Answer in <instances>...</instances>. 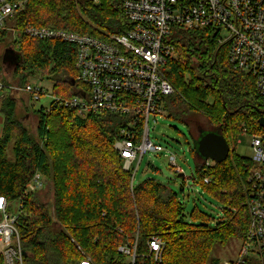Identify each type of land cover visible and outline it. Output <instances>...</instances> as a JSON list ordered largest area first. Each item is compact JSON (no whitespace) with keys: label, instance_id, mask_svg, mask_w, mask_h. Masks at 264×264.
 Returning <instances> with one entry per match:
<instances>
[{"label":"trees","instance_id":"trees-1","mask_svg":"<svg viewBox=\"0 0 264 264\" xmlns=\"http://www.w3.org/2000/svg\"><path fill=\"white\" fill-rule=\"evenodd\" d=\"M16 18L19 27L30 23L94 36L120 33L124 26L117 0L97 4L28 0ZM5 36L3 32L1 38ZM183 38L184 42L180 37L175 40L174 55L163 67L175 91L162 96L160 106L196 138L214 131L228 142L227 157L209 165L191 150L195 162L191 179L218 200L221 216L211 225L213 218L197 208L185 215L177 193L153 178L133 184L132 171L123 168V159L113 146L122 124L116 114L81 117L74 109L51 101L48 107L34 109L36 134L31 135L16 116L15 100L8 94L10 84L3 79L0 195L10 203L9 212L12 203L24 201L15 220L17 235L10 242L15 246L18 237L21 249V261L14 264H79L86 257L92 264H129L118 246L135 241L134 264H217L219 260L212 256L216 245L244 238L254 163L236 155L232 142L244 128L263 130L258 119L264 114V101L253 76L232 66L227 45L219 44L216 35L196 30ZM15 53L17 64L9 70L21 86L40 73L51 81L52 96L74 94L73 45L22 35ZM10 143L12 158L7 155ZM37 172L44 178L43 186L25 195ZM48 184L50 197L44 199L41 192ZM152 236L165 242L161 262L147 256ZM260 261L264 264V258ZM0 264H6L1 249Z\"/></svg>","mask_w":264,"mask_h":264},{"label":"built area","instance_id":"built-area-1","mask_svg":"<svg viewBox=\"0 0 264 264\" xmlns=\"http://www.w3.org/2000/svg\"><path fill=\"white\" fill-rule=\"evenodd\" d=\"M27 1L0 0V45L16 51L22 35L73 45L77 70L72 79L75 92L70 97L52 96L51 101L60 107L74 109L81 117L104 112L118 115L122 124L113 146L123 159V168L131 170L133 177L145 153L164 150L149 137L148 120L152 114L155 116L162 111L161 97L175 91L163 73L167 59L174 55L176 39L173 33L200 30L216 35L219 44L227 45L232 66L253 76L256 90L264 101V0H117L124 18L123 30L100 36L30 23L19 27L16 14L25 9ZM82 1L99 3V0ZM3 32L6 36L1 38ZM42 79H31L22 90L29 92L34 100L39 99L46 92ZM262 128V131L253 132L244 128V133L250 136L254 163L249 176V225L235 258L217 264H245L249 258H264ZM168 160L175 163V156L170 153ZM211 163L214 162L206 160V165ZM204 182L208 183L209 179L205 178ZM43 183V176L35 173L25 195L40 189ZM23 202L19 199L16 212L12 213L8 211L10 203L0 195V249L6 264L21 261L18 237L15 246H10V242L13 235H17L15 220ZM164 247L165 242L160 237H150L147 256L161 262ZM118 251L127 257L129 264H134L136 241L133 245H119ZM79 264L92 262L86 257Z\"/></svg>","mask_w":264,"mask_h":264},{"label":"rangeland","instance_id":"rangeland-1","mask_svg":"<svg viewBox=\"0 0 264 264\" xmlns=\"http://www.w3.org/2000/svg\"><path fill=\"white\" fill-rule=\"evenodd\" d=\"M224 35V34H223ZM172 36L182 38L181 41H185L183 37L190 36L189 31H179L173 33ZM5 46L0 45V63ZM3 69V70H2ZM43 78L42 86L46 91L45 94L40 96L39 99L34 100L29 92L23 89L18 81L13 78L11 71L7 67L0 68V84L4 86L3 79L9 82L8 88L11 90L8 94H11L15 100V112L21 124L31 133L36 134L37 116L34 109L41 106H47L52 100L50 94L51 81H48L45 76L38 73L30 77V81L33 78ZM13 87V89H12ZM7 89V88H6ZM6 93V90H0V97ZM0 98V104L2 101ZM3 116L0 113V132L2 127ZM149 137L152 141L161 144L164 150L160 153L147 152L143 155V158L138 166V169L133 177V184L137 185L139 182L148 178H153L159 182L165 183L174 192L177 193L179 199L184 203L185 215H188L193 208L210 215L213 219L210 222L211 225L215 224L216 220L221 216V206L218 200L204 191L200 185L193 183L191 176L193 169L195 168V162L191 150H196L197 138L188 127L182 123H179L172 118L168 117L165 111H160L149 117L148 120ZM232 148L236 155L246 158L252 157V148L250 146V136L242 132L237 135L235 141L232 142ZM173 154L175 156V163H171L168 160V155ZM7 155L12 158V144L10 143L7 148ZM150 165L155 168L153 170ZM135 167V163L133 164ZM184 173V178L178 177L177 170ZM190 177V178H188ZM183 187V190H181ZM41 197L48 199L50 197L49 184L46 189L41 192ZM17 202L15 201L11 207V212H16ZM240 246L239 240H232L226 246L216 245L213 249L212 256L219 260L233 259L238 253ZM250 264H263L260 259L251 258Z\"/></svg>","mask_w":264,"mask_h":264},{"label":"water","instance_id":"water-1","mask_svg":"<svg viewBox=\"0 0 264 264\" xmlns=\"http://www.w3.org/2000/svg\"><path fill=\"white\" fill-rule=\"evenodd\" d=\"M18 58V54L11 47L5 48L1 58L3 67L11 69L17 64ZM73 83L74 81L72 80L71 84L73 85ZM258 122L264 127V116L260 117ZM195 151L205 160L219 162L227 157L230 147L221 134L214 131H206L197 138ZM178 177L184 178V173H179Z\"/></svg>","mask_w":264,"mask_h":264}]
</instances>
